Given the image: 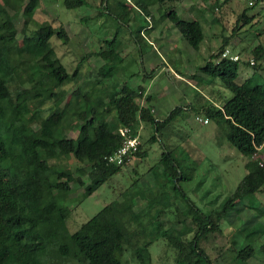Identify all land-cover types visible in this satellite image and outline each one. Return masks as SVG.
I'll return each instance as SVG.
<instances>
[{"label": "trees", "instance_id": "obj_1", "mask_svg": "<svg viewBox=\"0 0 264 264\" xmlns=\"http://www.w3.org/2000/svg\"><path fill=\"white\" fill-rule=\"evenodd\" d=\"M263 1L255 0L251 7ZM2 2L0 264H123V257L128 249H133L138 264H152L149 252L137 249L133 242L136 232L130 224L133 221L139 223L142 214H136L132 203L127 208H124L125 204L109 203L71 234L67 228V220L72 208L63 203L71 183L76 182L80 186L84 184L74 178L70 170L51 163L65 157H73L89 169L90 183L84 188L81 200L83 201L113 176L121 173L133 160L147 157V151L142 150L139 145L138 151L125 158L122 165L106 163L105 158L122 146L123 138L118 134L120 128H131L133 135L139 131L140 125L144 124L158 134L159 130L172 120L179 108H174L164 120L159 121L150 104L152 97L144 96L143 86L140 85L136 89L122 86L119 94L113 92L109 95L106 104L101 99L90 101L86 94L81 95L75 91L76 101L79 96L83 98V109H78L80 106L76 102L73 116L67 117L70 101L64 108H60L65 94L61 88L76 77L80 65L70 75L50 44L53 36L67 43L65 31L49 24L37 25L30 34L24 35L21 46H18L13 16L19 13L23 15L25 31L34 23L37 0H29L25 5H22V0ZM103 3L99 10L102 16L109 13L110 0H106V4ZM115 3L116 8L113 10L121 9V2ZM154 3L155 0H137L135 6L140 13L150 16L148 7ZM63 6L66 10L90 7L86 0H63ZM9 10L14 14L10 15ZM127 13H120V16L124 15L127 20ZM161 20L170 22L188 46L195 51L199 50L205 39L200 21L184 20L172 7L161 13L159 21ZM251 21L252 17L247 16V10H243L236 20L237 29ZM150 28V21L148 26L138 27V37L141 39L140 32ZM235 33L233 31L232 35ZM118 37L119 35L115 34L111 40H105L103 46L90 55L109 60L115 51ZM230 39L231 37L223 38L217 52L198 70L209 77L207 81L213 83L218 80L232 93V97L221 106L208 103L200 106L198 110L208 120L215 121L227 141L248 159L245 164L246 174L234 192L212 213L205 214L189 202L186 214L179 222L185 226L188 221L192 226L193 235L187 243L182 238V232L172 233L166 230L160 234V237L177 251L174 264H229L227 261L222 263L221 260H211L201 247V242L209 235L220 232V222L237 204L253 199L255 195L262 193L264 188V164L261 167L251 160L255 148L264 144V83L253 84L252 77L244 80L242 84L236 83L240 61L222 57ZM253 53L255 60L264 59V48L261 46L255 48ZM154 72L152 70L150 74H144L143 80L147 81ZM111 74L112 67L105 63L95 75L94 83L103 85ZM9 78L13 79L11 84L6 82ZM141 99L144 105L137 102ZM45 102H51L53 105L46 117L41 114V106ZM186 108H191V105ZM113 110L116 112L114 121L100 120L101 116ZM34 124L38 125V128L35 129ZM69 132L76 134L67 136ZM152 137L155 140L152 135L149 141H152ZM156 165L162 167L167 184H171L174 190L181 191L185 199L186 196L179 185L182 181H189L191 174L185 172L183 162L176 159L171 150L163 147ZM133 173L141 177L134 169ZM60 179L65 181H59ZM132 198L128 200L132 202ZM144 199L148 201L145 197L142 200ZM149 203L147 202V207L150 206ZM147 212L148 210L144 214ZM160 214L161 212L157 215ZM146 215L148 218V214ZM127 216L129 219H126ZM157 217L153 219H158ZM158 227H161V223ZM254 254L255 248L252 245L242 246L234 251V260H231L230 264H247Z\"/></svg>", "mask_w": 264, "mask_h": 264}, {"label": "rangeland", "instance_id": "obj_2", "mask_svg": "<svg viewBox=\"0 0 264 264\" xmlns=\"http://www.w3.org/2000/svg\"><path fill=\"white\" fill-rule=\"evenodd\" d=\"M115 1L121 2V9L117 11L113 10L116 8ZM115 1L110 0L109 13L102 16L99 10L103 0H86L89 8L75 10H66L63 0H37L34 23L25 31L23 15L13 16L17 45L21 46L24 35L30 34L37 25L63 28L68 37L67 43L53 36L50 44L70 75L80 65L76 77L61 88L65 94L60 108L70 101L67 117L73 116L77 103L80 106L78 109H83V98L79 96L76 101V93L86 94L90 101L101 99L106 104L109 95L113 92L119 94L122 86L130 89L143 86L144 96L152 97L150 104L159 121L164 120L174 108H179L158 134L148 125L141 124L139 141L142 150L147 151V157L135 159L83 201L84 188L90 183L89 169L73 157L51 163L70 170L72 176L84 184L71 183L63 203L72 208L67 220L71 234L109 203L125 204L124 208L132 203L136 214H142L139 223L133 221L130 224L136 232L133 242L137 249L149 252L152 264H174L177 251L160 234L166 230L182 232V238L187 243L193 235L192 226L188 221L185 226L179 222L184 218L189 202L205 214L212 213L234 192L246 174L245 164L248 161L227 141L216 122L199 112V107L208 103L221 106L232 97V93L218 80L213 83L207 81L209 77L198 69L217 52L223 38L231 37L226 46L230 52L228 56H237L240 61L236 83L242 84L250 77L253 84L264 83V59L255 60L253 53L258 46L264 48V1L251 7L255 0H155L148 7L150 16L140 13L135 6L137 0ZM28 2L22 0V5ZM0 6H4L2 0ZM171 7L184 20L200 21L205 39L198 51L183 41L170 22L159 21L161 13ZM245 9L252 21L238 30L236 20ZM120 13H127V20ZM9 14L14 13L9 10ZM149 21L152 28L142 30L140 39L136 31L140 26H148ZM233 31L236 32L234 35ZM115 34L119 35L118 42L109 60L90 55ZM105 63L112 67V74L103 85H96L94 77ZM152 70L155 72L151 77L143 80V75L150 74ZM186 81L189 86L182 84ZM6 82L11 84L13 79L9 78ZM137 102L144 105L142 99ZM189 105L191 108H186ZM50 109H53L52 103L45 102L41 106V114L48 116ZM115 118L113 110L101 116L100 120L112 122ZM205 120L207 123H204ZM33 127L36 129L38 125ZM75 134L69 132L67 136ZM152 135L155 140L152 137L149 141ZM163 147L171 150L172 155L183 162L185 172L191 174L189 181H182L179 185L185 199L181 191L167 184L162 167L156 165ZM133 169L140 178L134 175ZM59 181L64 182L65 179ZM143 197L148 201L142 200ZM128 198H132V202ZM147 202H150L149 207ZM147 210L148 218L144 214ZM159 212L161 214L157 215ZM156 216L158 219H153ZM151 241L153 243H149ZM247 244L255 248L252 260H258L261 252L264 256V188L253 199L237 204L220 222V232L209 235L201 242V247L211 260L230 264L234 260V251ZM123 264H138L133 249L126 251Z\"/></svg>", "mask_w": 264, "mask_h": 264}, {"label": "built area", "instance_id": "obj_3", "mask_svg": "<svg viewBox=\"0 0 264 264\" xmlns=\"http://www.w3.org/2000/svg\"><path fill=\"white\" fill-rule=\"evenodd\" d=\"M220 1V0H219ZM251 5V3H250ZM222 57H228L229 59L236 61L237 56H228V51H225ZM253 63L251 62V65ZM207 123V120L204 121ZM141 129V128H140ZM118 134L123 138L122 146L115 151L113 154L107 156L105 161L108 165L120 166L123 164L124 159L132 156L138 151V146L140 145V131L132 135L131 128H120ZM255 153L251 156V160L257 162L259 166L264 164V144L255 148Z\"/></svg>", "mask_w": 264, "mask_h": 264}, {"label": "crops", "instance_id": "obj_4", "mask_svg": "<svg viewBox=\"0 0 264 264\" xmlns=\"http://www.w3.org/2000/svg\"><path fill=\"white\" fill-rule=\"evenodd\" d=\"M225 51H228V53H230L229 52V50L228 49H226ZM176 70V69H175ZM171 71H172V69H171ZM180 78V77H179ZM182 84H184V85H188L189 86V83H188V81H186L185 83H182ZM192 88V87H191ZM153 113L155 114V111L153 110ZM134 161V160H133ZM133 161L131 162V164L133 163ZM130 164V165H131ZM263 249H264V247H262ZM261 252V251H260ZM261 257L260 258H258V260H252V258L250 259V260H248L246 263L247 264H264V256H263V253L261 252Z\"/></svg>", "mask_w": 264, "mask_h": 264}]
</instances>
